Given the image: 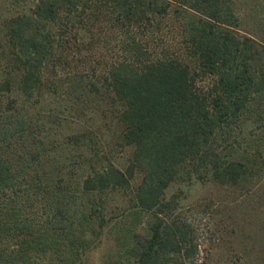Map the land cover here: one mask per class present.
Wrapping results in <instances>:
<instances>
[{
    "label": "trees",
    "instance_id": "1",
    "mask_svg": "<svg viewBox=\"0 0 264 264\" xmlns=\"http://www.w3.org/2000/svg\"><path fill=\"white\" fill-rule=\"evenodd\" d=\"M245 11L229 0H0V264H208L219 205L189 215L167 194L264 174V20L247 34ZM103 21L122 54L93 63L90 23ZM165 23L173 43L144 42Z\"/></svg>",
    "mask_w": 264,
    "mask_h": 264
},
{
    "label": "rangeland",
    "instance_id": "2",
    "mask_svg": "<svg viewBox=\"0 0 264 264\" xmlns=\"http://www.w3.org/2000/svg\"><path fill=\"white\" fill-rule=\"evenodd\" d=\"M229 1L236 10H240L241 6L246 10L242 16L240 29L247 34H255L258 22L264 20V0ZM168 25V23L161 25V32L156 31V28H153L154 32L147 33L146 30V34L143 35L144 42H150L151 46L156 47L173 43L172 38L175 34L171 33V25L170 27ZM90 26L100 45V49L90 52L93 63L109 62L122 54L118 32L104 21L90 23ZM167 195L178 196L181 200L180 211L189 215L192 213L201 215L205 206L212 202L219 205L221 213L217 215L215 224L222 230L223 237L215 242L208 238L206 244L202 246L200 256L208 264H264V231L256 235V227L260 230L264 228V174L254 175L249 182L237 188L220 189L214 184L177 185L170 188ZM210 225L215 226L214 222ZM202 231L199 228L197 232L200 234ZM249 235L259 238V244L256 245ZM114 246V238L110 235L103 245L91 254V261L101 262Z\"/></svg>",
    "mask_w": 264,
    "mask_h": 264
}]
</instances>
